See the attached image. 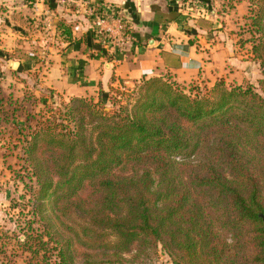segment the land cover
Returning a JSON list of instances; mask_svg holds the SVG:
<instances>
[{
  "label": "trees",
  "instance_id": "1",
  "mask_svg": "<svg viewBox=\"0 0 264 264\" xmlns=\"http://www.w3.org/2000/svg\"><path fill=\"white\" fill-rule=\"evenodd\" d=\"M246 1L235 35L259 89L144 76L61 108L11 103L36 189L10 264H126L160 248L173 264H264V0ZM62 27L65 42L92 45ZM22 44L11 58L39 63Z\"/></svg>",
  "mask_w": 264,
  "mask_h": 264
},
{
  "label": "crops",
  "instance_id": "2",
  "mask_svg": "<svg viewBox=\"0 0 264 264\" xmlns=\"http://www.w3.org/2000/svg\"><path fill=\"white\" fill-rule=\"evenodd\" d=\"M90 1L102 9L116 8L124 17L132 40L117 54L101 47L81 0L76 4L36 0L32 6L26 0H0V50L6 48L8 52L6 67L13 71L19 66L47 69L42 85H36L66 98L99 96V91L134 85L144 76H171L182 85L203 83L209 87L219 79L240 85L246 80L254 83L252 76L261 78L251 47L238 44L232 26L234 18L242 21L247 15L246 0H205L211 12L207 19L213 22L211 33L197 27L200 18L189 7V0ZM47 11L52 18L54 30L49 35L54 36V45L34 52L24 47L38 57L39 63L12 59L19 41L27 45L31 38L44 35ZM64 22L75 25V38L89 36L92 45L65 42ZM253 64L255 75L251 72Z\"/></svg>",
  "mask_w": 264,
  "mask_h": 264
},
{
  "label": "rangeland",
  "instance_id": "3",
  "mask_svg": "<svg viewBox=\"0 0 264 264\" xmlns=\"http://www.w3.org/2000/svg\"><path fill=\"white\" fill-rule=\"evenodd\" d=\"M199 7L208 10V4L205 0L196 2L195 9ZM235 19L232 22L233 28H236L234 33L238 31L239 26L243 27L245 25V19L242 21ZM240 22L241 25L237 26L236 24ZM42 33L44 35L40 38H31L28 41L29 44H22V46L27 47L32 52L44 48L48 49L49 46L52 47L55 43L54 36H50L45 31H42ZM236 39L238 38L236 37ZM21 41L23 42V40ZM7 54L6 48L0 50V264H10L12 261L20 260L23 255L19 250L18 241L24 240L23 229L32 216L29 211L32 209V196L36 189L35 179L29 172V166L23 152L25 144L19 137L17 129L23 123L24 117L19 115L18 118H13L12 110L15 106H12L11 103L33 97L35 100H32V103L37 102V111L39 112L42 109L44 110L43 101H47L49 107L61 108L63 104H68L74 98H66L54 93L52 90H45L44 88L42 90L36 85L38 82L42 85L47 69L31 70L28 67L19 66L17 70H10L6 67L8 65ZM43 66L46 67L45 63H43ZM256 67L261 75V68L257 62ZM256 67L253 64L251 69L253 75L256 73ZM256 79L257 76L251 77V81L254 82L252 84L259 89L258 80ZM234 82L231 83H237ZM246 83H250V81L246 80L244 84ZM126 87L134 88L135 84ZM101 92L99 91V94ZM105 92L108 93L109 90ZM98 97L87 98L97 100ZM27 107H30V105ZM37 227L38 225H36ZM127 258L129 261L126 264H173L171 258L161 248L151 258L133 259L132 256Z\"/></svg>",
  "mask_w": 264,
  "mask_h": 264
},
{
  "label": "built area",
  "instance_id": "4",
  "mask_svg": "<svg viewBox=\"0 0 264 264\" xmlns=\"http://www.w3.org/2000/svg\"><path fill=\"white\" fill-rule=\"evenodd\" d=\"M64 3L70 1L76 4L77 0H57ZM86 6V12L91 18V25L94 29L97 40L101 47L110 49L112 55L117 54L125 45L127 41L132 38L127 33V27L124 17L121 15L120 10L116 8L102 9L101 7L91 3L90 0H81ZM200 0H189V7L196 10V15L199 18H208L211 14L207 9L199 7L195 9V4ZM45 33H50L54 30L52 18L50 13L46 12V18L43 23Z\"/></svg>",
  "mask_w": 264,
  "mask_h": 264
}]
</instances>
